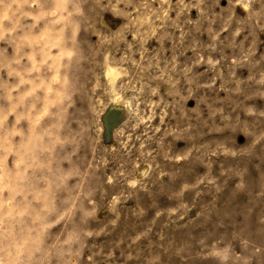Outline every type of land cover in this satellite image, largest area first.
I'll list each match as a JSON object with an SVG mask.
<instances>
[{
    "label": "rangeland",
    "instance_id": "1",
    "mask_svg": "<svg viewBox=\"0 0 264 264\" xmlns=\"http://www.w3.org/2000/svg\"><path fill=\"white\" fill-rule=\"evenodd\" d=\"M0 264H264V0H0Z\"/></svg>",
    "mask_w": 264,
    "mask_h": 264
}]
</instances>
